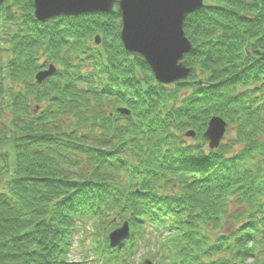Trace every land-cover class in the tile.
I'll return each mask as SVG.
<instances>
[{
  "label": "trees",
  "instance_id": "obj_1",
  "mask_svg": "<svg viewBox=\"0 0 264 264\" xmlns=\"http://www.w3.org/2000/svg\"><path fill=\"white\" fill-rule=\"evenodd\" d=\"M119 20L0 7V264H72L89 223L101 264H124L149 230L163 264H264V0H204L187 15L191 73L170 87L123 49ZM212 116L231 137L208 150ZM123 222L130 239L110 249Z\"/></svg>",
  "mask_w": 264,
  "mask_h": 264
},
{
  "label": "water",
  "instance_id": "obj_2",
  "mask_svg": "<svg viewBox=\"0 0 264 264\" xmlns=\"http://www.w3.org/2000/svg\"><path fill=\"white\" fill-rule=\"evenodd\" d=\"M3 1L0 0V5ZM32 5L35 18L41 22L59 15L108 13L116 5L122 22L120 36L126 51L149 65L157 83L170 86L190 75L191 69L186 68L182 59L191 50L183 24L188 14L203 6V0H33ZM95 42L98 43V39ZM255 53L264 56V52ZM53 72L54 69L49 67L35 78L40 83ZM224 133L223 119L212 118L203 134L208 148L216 149ZM186 136L193 137V132ZM128 235L124 224L108 236L109 247H120Z\"/></svg>",
  "mask_w": 264,
  "mask_h": 264
},
{
  "label": "rangeland",
  "instance_id": "obj_3",
  "mask_svg": "<svg viewBox=\"0 0 264 264\" xmlns=\"http://www.w3.org/2000/svg\"><path fill=\"white\" fill-rule=\"evenodd\" d=\"M230 137H231L230 135L225 134L223 138V142L228 140ZM186 140L190 141V139L188 138ZM237 209L238 207L236 205L233 204L229 205L227 209L228 215L231 216L235 214L237 212ZM228 222L230 223H223V227L227 231L233 230L234 226L237 225L232 218ZM87 227L91 231L90 223L88 224ZM88 233L89 231L85 232V234L84 232L76 234L75 239L72 243L71 252L69 253V259L72 264H100L99 260L97 259L98 257H100V253L97 255L98 257L96 258L95 253L91 251L90 248H92L93 237H90ZM147 235L149 238H147V236L146 237L144 236L145 241L143 245L140 246L139 250H137L134 256L126 264H141L144 259L153 261L152 253L156 252V250L164 253L163 250L161 249L162 248L161 244H158V240H156L157 235L154 237L153 232L151 230H149ZM100 246L103 248L101 244ZM162 255L164 256L165 253ZM246 261H247L246 264H249L251 262V260H246Z\"/></svg>",
  "mask_w": 264,
  "mask_h": 264
}]
</instances>
